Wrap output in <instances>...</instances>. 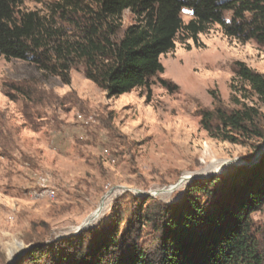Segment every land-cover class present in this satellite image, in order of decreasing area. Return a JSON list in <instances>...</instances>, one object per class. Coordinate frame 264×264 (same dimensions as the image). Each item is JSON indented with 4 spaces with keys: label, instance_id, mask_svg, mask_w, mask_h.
<instances>
[{
    "label": "rangeland",
    "instance_id": "374dc122",
    "mask_svg": "<svg viewBox=\"0 0 264 264\" xmlns=\"http://www.w3.org/2000/svg\"><path fill=\"white\" fill-rule=\"evenodd\" d=\"M52 2L24 0L23 8L49 14ZM85 2L96 6V0ZM182 18L187 25L192 11L184 9ZM136 23L125 11L123 30ZM161 61L165 71L150 88L110 99L79 67L68 85L35 64L0 56V264H20L36 240L49 244L110 221L129 204V195L175 204L196 181L261 162L264 154L255 160L264 140L213 137L201 113L215 108L217 95L229 110H258L264 131V102L233 72L242 62L264 74V48L209 25L197 40L180 34ZM185 176L192 179L178 190L157 193ZM108 194L103 216L84 225ZM253 220L264 254V212Z\"/></svg>",
    "mask_w": 264,
    "mask_h": 264
},
{
    "label": "trees",
    "instance_id": "16d2710c",
    "mask_svg": "<svg viewBox=\"0 0 264 264\" xmlns=\"http://www.w3.org/2000/svg\"><path fill=\"white\" fill-rule=\"evenodd\" d=\"M95 5L54 0L49 14H42L25 10L24 0H0V56L35 64L68 85L79 67L112 99L150 88L165 71L162 56L180 34L197 40L209 25H218L227 37L264 48V0H96ZM184 9L193 13L187 25ZM127 10L137 23L123 30ZM233 72L264 102V74L242 62ZM201 116L213 137L264 140L255 108L229 110L215 95V108ZM128 201L110 221L78 236L31 242L20 264H264L253 220L264 212V157L252 168L194 182L175 204L134 195Z\"/></svg>",
    "mask_w": 264,
    "mask_h": 264
},
{
    "label": "bare ground",
    "instance_id": "6f19581e",
    "mask_svg": "<svg viewBox=\"0 0 264 264\" xmlns=\"http://www.w3.org/2000/svg\"><path fill=\"white\" fill-rule=\"evenodd\" d=\"M228 163L229 162H225L223 165L219 166L216 171L218 172L219 170L223 169L222 167L226 166ZM190 179H192V177L185 176V177H183L182 181L180 183H178L177 185L172 186V187L167 188V189L160 190L157 193L158 194H166V193L170 194V193L178 190L185 182H187ZM111 197H112V195L111 194H108L104 198L103 202L101 203L100 207L96 210V212L92 213L85 220L84 225H88L90 223H94V222H96L98 219H100L103 216V214L105 213V211H106V209H107V207L109 205V202L111 200Z\"/></svg>",
    "mask_w": 264,
    "mask_h": 264
},
{
    "label": "water",
    "instance_id": "95a60500",
    "mask_svg": "<svg viewBox=\"0 0 264 264\" xmlns=\"http://www.w3.org/2000/svg\"><path fill=\"white\" fill-rule=\"evenodd\" d=\"M263 154H264V150H263L262 152H260V154L258 155V157H257V159H256L255 161L260 160V158L262 157ZM145 195H148V194H145ZM81 230H82V229H80V230L78 231V233H80ZM29 251H30V249L27 250L26 252H24V253L22 254L21 257H24ZM21 257H20V258H21Z\"/></svg>",
    "mask_w": 264,
    "mask_h": 264
}]
</instances>
